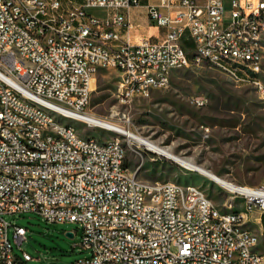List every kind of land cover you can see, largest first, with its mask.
Here are the masks:
<instances>
[{
    "label": "built area",
    "instance_id": "obj_1",
    "mask_svg": "<svg viewBox=\"0 0 264 264\" xmlns=\"http://www.w3.org/2000/svg\"><path fill=\"white\" fill-rule=\"evenodd\" d=\"M138 6L139 0H83L67 8L60 0H0V264L33 261L21 250L27 230L6 219L27 213L78 226L86 256L75 264H264L257 259L264 252V175L256 186L229 182L225 189L228 204L254 212V219H218L200 188L151 185L123 171V144L83 145V138L51 127V115L86 123L103 69L117 74L122 105L167 89L173 71L203 66L264 95V0H159L147 19L165 29L163 40L133 44L117 29H130L127 14ZM12 48L27 65L12 61ZM217 55L238 60V68L225 73ZM25 98H38L39 109L25 107ZM246 222L259 231L238 235Z\"/></svg>",
    "mask_w": 264,
    "mask_h": 264
},
{
    "label": "rangeland",
    "instance_id": "obj_2",
    "mask_svg": "<svg viewBox=\"0 0 264 264\" xmlns=\"http://www.w3.org/2000/svg\"><path fill=\"white\" fill-rule=\"evenodd\" d=\"M196 1L202 4L204 0ZM60 3L67 8L79 6L83 0H60ZM225 10H228V1ZM88 12L100 19L107 16L102 9ZM259 79L264 85V61ZM117 85L118 77L113 70H100L87 112L129 130L227 182L253 187L262 179L264 95L254 86L236 84L208 66L185 68L172 72L167 89L153 91L146 99L122 105L116 98ZM197 98L203 99V106L193 104ZM66 123H70L83 138L120 139L126 148L125 163L139 179L200 188L217 209L223 212L238 210L235 204H228L231 201L227 190L197 172L190 170L187 174L183 172L186 169L169 158L156 153L153 156L145 147L121 135L77 121L66 120ZM137 149L141 156L134 152ZM239 212L246 220L254 219V214L245 209ZM6 219L27 230V240L21 250L33 258L30 264H75L86 256L78 247L81 234L75 224H46L32 213ZM247 227L259 231L254 222H247ZM68 232L76 234L70 239L66 237ZM14 252L21 255L16 246Z\"/></svg>",
    "mask_w": 264,
    "mask_h": 264
},
{
    "label": "bare ground",
    "instance_id": "obj_3",
    "mask_svg": "<svg viewBox=\"0 0 264 264\" xmlns=\"http://www.w3.org/2000/svg\"><path fill=\"white\" fill-rule=\"evenodd\" d=\"M236 17H247V10H236ZM248 28H256V21H248ZM11 56L12 61L16 62V64L19 65H27V58L26 56H20L19 48H12L11 49ZM217 62H226V65H224V72L225 73H232V68H238V60L235 59H227L226 55H217ZM90 97H88V106L90 104ZM25 107H29L30 110H38L39 109V99L38 98H25ZM85 122L88 124L87 126L91 127H97L102 130H106L111 133H115L118 135H121L125 137L128 140H131L146 149H149L159 155H162L166 158H169L173 161H175L177 164L181 165L182 167L186 169H190L192 171H196L201 176L205 177L206 179L212 181L213 183H216L217 185L223 187L224 189L228 188L229 182L221 179L217 175L213 174L212 172L205 170L204 168L184 159L179 156H176L174 154H171L164 148H161L155 144H153L151 141L136 135L132 133L129 130H126L118 125L112 124L110 122L101 120L99 118H96L94 116H86ZM62 119V120H60ZM66 120L68 118L61 117V115H51V127L57 128L58 130L62 132H68L69 134H75V138H83L79 135V133L76 132L74 127L70 123H66ZM82 123V122H80ZM84 123V124H86ZM0 125H2V114L0 112ZM109 142H118V144H123V160L126 158V148L125 144L118 138L106 140V141H100L96 139L95 137H86L83 138V145H90L94 143V147H100V148H107ZM123 171L126 173H134L135 171H132L126 163H123ZM136 173V172H135ZM175 185L177 189H186V190H194L196 187L193 186H182L175 183H172ZM151 185H158V186H165L166 183H151ZM202 196H205V199H208L207 196L202 192ZM211 205H213L211 203ZM214 209V217H217L218 219H229V220H246V217H244L239 210H235L232 212H223L219 209H217L213 205ZM150 210H158V203H150ZM249 214H254V212L245 209ZM249 231H252L249 227L241 226L238 227V235H248ZM257 259L258 261H264V252H257ZM23 264H30V261H23Z\"/></svg>",
    "mask_w": 264,
    "mask_h": 264
},
{
    "label": "crops",
    "instance_id": "obj_4",
    "mask_svg": "<svg viewBox=\"0 0 264 264\" xmlns=\"http://www.w3.org/2000/svg\"><path fill=\"white\" fill-rule=\"evenodd\" d=\"M80 5H82V3ZM158 5L159 0H139V6L132 8L127 14V21L130 24V29H117L121 39H128L133 44L145 38H148L153 43L161 42L166 33L165 29L151 26L147 19L148 9L150 7H157Z\"/></svg>",
    "mask_w": 264,
    "mask_h": 264
},
{
    "label": "trees",
    "instance_id": "obj_5",
    "mask_svg": "<svg viewBox=\"0 0 264 264\" xmlns=\"http://www.w3.org/2000/svg\"><path fill=\"white\" fill-rule=\"evenodd\" d=\"M189 44H185V48H189ZM167 163L168 164H170L171 166H174V167H176V165L175 164H173L172 162H170V161H167ZM183 172H185V173H187L188 174V172H190V171H187V170H185V171H183Z\"/></svg>",
    "mask_w": 264,
    "mask_h": 264
},
{
    "label": "water",
    "instance_id": "obj_6",
    "mask_svg": "<svg viewBox=\"0 0 264 264\" xmlns=\"http://www.w3.org/2000/svg\"><path fill=\"white\" fill-rule=\"evenodd\" d=\"M170 160H171V159H170ZM172 161H173V160H172ZM173 162L176 163L175 161H173ZM178 165H179V164H178ZM179 166H181V165H179ZM181 167H182V166H181ZM183 168H184V167H183ZM185 169H186V168H185ZM187 170H190V169H187ZM191 171H192V170H191ZM195 172H196V171H195ZM66 237L71 239V238H73V234L68 232V233H66Z\"/></svg>",
    "mask_w": 264,
    "mask_h": 264
}]
</instances>
